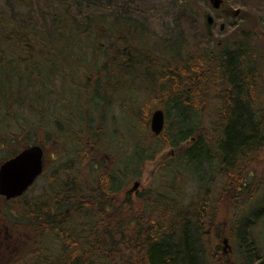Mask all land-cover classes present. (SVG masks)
Returning a JSON list of instances; mask_svg holds the SVG:
<instances>
[{"label":"rangeland","instance_id":"obj_1","mask_svg":"<svg viewBox=\"0 0 264 264\" xmlns=\"http://www.w3.org/2000/svg\"><path fill=\"white\" fill-rule=\"evenodd\" d=\"M16 2L0 0V8L22 11L21 22L31 19L33 27L49 29L43 34V43L33 37L27 41L31 47L42 48L34 52L39 61L50 62L51 55L60 57H56L58 67L53 71L51 67L46 69L50 84L46 90L27 84L33 77H29L23 66H18V71L14 69L7 91L10 106L0 109V160L10 152L11 148L4 144L7 140L20 139L23 144L34 141L44 150L43 172L29 190L20 198L0 201V260L19 264L24 258L22 264H30L36 256H45L38 252L28 260L33 251L29 242L37 239L42 243L44 239L48 245L60 243L55 236L70 229L79 235L77 240L74 234L68 240L73 242L70 249L77 250L74 258L71 257L74 251L70 250V258L63 254L60 264H64V259L67 264L75 259L78 260L76 264H103L102 259L96 261L92 256L91 260L83 257L81 261L79 256L87 249L81 236L86 226L82 216L89 213L88 210L97 212L95 227L100 226L99 239L109 249L106 253L105 248L98 245L92 249L93 254H102L110 264H126L122 260L125 255L128 259L135 256L133 228L136 218L142 219L147 213L158 217L168 210L181 211L182 218L192 216V211L194 215L199 214L203 242L214 264H241L236 220L251 218V237L264 260V215L258 220L250 216L255 207L263 205L257 202L262 193L257 192L256 187L264 181V0H223L218 10L211 8L209 0ZM204 12L214 17L211 36L205 30ZM67 21L74 31L67 27ZM93 23L94 32L89 26ZM220 24H223L222 29ZM49 32H52L51 37ZM50 38L56 41L58 48L48 43ZM176 39L182 49L173 53L168 44ZM237 46L252 52L256 60L259 75L252 98L263 119L261 147L249 161L238 164L242 166L237 174H232L233 182L215 170H203L204 185L208 186L210 195L206 206L199 200L193 202L199 181L189 174L183 181L184 192L176 207L167 209L169 203H162L166 199L162 189L167 176L164 165H172L179 149L191 144L189 138L180 147L166 142L176 123L172 100L175 96H183L185 78L190 81L186 84L187 93L194 85L195 90L199 86L206 91L213 90L209 79H205L212 77L214 70L209 59L218 55L219 48L227 50ZM123 54L133 59L130 56L126 62ZM173 54L178 56L177 60ZM16 55L25 57L20 46H17ZM79 73L83 81L79 80ZM20 77L25 79L19 81ZM191 93L196 95V98L193 96L195 103L201 104L199 116L193 119L198 131L213 132L222 104L221 92L215 91L217 95L211 97H197L198 92ZM24 95L30 101L14 106L12 100ZM155 109H161L165 117L164 129L156 135L149 127ZM136 155L143 158L141 162ZM110 177L116 180L118 188L108 195L106 186ZM135 182L137 186L132 189ZM229 184L232 186L228 187ZM233 186L237 189L241 186L240 192L234 190V196ZM155 196L162 201L155 204ZM175 197L177 199L178 195ZM239 197L242 201L252 197L253 201L238 207ZM69 198L75 201L77 209L69 213L70 217L67 218V214L63 218L60 213L66 208H61L60 203ZM54 214L63 221L57 228L51 227L45 234L37 229L40 217L44 224L46 217ZM11 246L24 250L22 258L11 260L7 257ZM38 247L35 243V250L41 249Z\"/></svg>","mask_w":264,"mask_h":264},{"label":"trees","instance_id":"obj_2","mask_svg":"<svg viewBox=\"0 0 264 264\" xmlns=\"http://www.w3.org/2000/svg\"><path fill=\"white\" fill-rule=\"evenodd\" d=\"M12 3L17 2L16 0H12ZM21 16H24L22 11L0 8L1 111L6 108L7 105L10 106L7 91H9L10 87L9 82L15 74L13 73L14 69L18 71V66H23L26 73L29 74V77H33L32 80L28 79L27 84L29 86H35V88L46 90V87L50 85L49 82H47L49 80V76L47 77L46 69L51 67L50 70L53 71L55 67H58L56 57L59 59V55H51L49 57L50 62L42 60L41 63L39 61V57L36 56L34 52L42 50V48L31 47V45L27 44L30 37H33L40 43H43V34L44 32L47 34L49 29H44V26L39 28L33 27L35 24L31 21V19H29V21L24 20L21 22L20 20L23 18ZM14 17L19 20H14ZM134 22H136V19H134ZM136 24H138V20ZM94 25V23L89 25L92 32L95 31ZM132 25L135 26L134 23H132ZM136 26L138 27V25ZM68 28L71 31H74L72 28ZM77 33L78 32L75 31V35ZM51 34L52 32H49L48 36L51 37ZM109 35L111 37L110 32ZM176 40L172 42L173 44H168L170 52L175 53L180 48L182 49V47H180L179 40ZM48 43H50L53 48H58L54 39H48ZM17 46L21 47L25 57L16 55ZM60 50L63 51L62 49ZM173 55L174 59L177 60L178 56L175 54ZM130 56L131 55L124 56L123 54L126 62H128L127 60L130 59ZM61 57L64 58V55L62 54ZM209 65L212 66L214 70H212V77H206L205 79H209V84L211 83L210 85L214 86L213 90L208 89V91H206L200 86L197 90H195V85L191 90L198 92L197 97H211L217 95L214 93L215 91L221 92V94H219V98L222 99V104L217 113L218 119L216 121L215 128L212 130L213 132L207 133L206 131L200 129L198 131V126L193 119L199 116V108L201 104L195 103L196 101L193 99L195 93H191V90H189L190 93H187L188 85L186 84L190 82L188 81V78H185V82H183L185 86L182 88L183 96H175L172 100L176 123L173 124V134L168 137L166 142L171 143L172 146L180 147V145L185 143L189 138L191 139L189 140L191 141V144L185 149H179L178 153H176L173 158V162L171 163L172 165H164V170L167 171V176L165 180L166 184L165 186L164 184L162 185V189L163 196L166 199L162 203H169L166 204L167 209L176 207V202L180 199V194H183L184 192L183 181H186L185 176L188 178L189 174L195 176L199 181L198 191L196 196L193 198V202L199 200L201 205L204 204L203 206H206L210 195L208 186L204 185L206 176L203 174V170H215L216 173L222 174L225 179L228 177V181L233 182L232 174H237L240 171L239 167L242 166L238 164H241L243 160L249 161V157L255 154L262 144L263 119L259 115L258 107L252 98V93L255 89V80L259 75L257 74V69L255 67L256 60L252 57V52H248L246 48L243 49L240 46L235 47V49L227 50H220L219 48L218 55L215 58L212 56L211 59H209ZM90 68L94 69V67ZM127 74H129V71ZM79 75V80L83 81V75L80 73ZM24 79V77H20L19 81ZM96 84L98 85L99 81ZM18 91H21V89ZM26 96L27 95H24L22 98L17 97L15 100H12L13 103H15L14 106L21 102L26 103L30 101V99L28 100V97ZM194 97L196 98V95ZM136 159L141 162L143 158L136 155ZM231 186L232 184L228 185V187ZM243 187H246V185L244 184ZM117 188L118 184L116 180L110 177L108 186H106V190H108V193L106 194L110 195L112 192L117 190ZM201 188H203V190H201ZM256 188H258L257 192L262 193L260 194L261 199L257 200V202H262L263 205L262 207H255L250 216L258 220L264 215V181H261V184H258ZM170 190L173 191V196L170 195V193H172ZM234 190L236 192H240L241 186H238V189L233 186V196ZM177 195L178 197L176 199L175 196ZM249 195L250 194L248 192L247 196ZM99 196L101 199L102 194L100 190ZM100 199L98 198L97 201ZM105 201L106 200H104V202ZM160 201H162V199L155 196L154 203L157 204L160 203ZM247 201L252 202V197H248L244 201H242L239 197V201L236 203L239 207ZM60 204H62L61 208H66L65 211L60 213V216H63V218L67 214V218L70 217L69 213L77 209V205L72 198H69L68 201L63 200ZM192 205L194 206V203ZM56 206L60 209L59 205ZM88 211L89 213L82 216L86 220V226L84 227L81 238L87 249L85 251H81L79 255L81 261H83V257H86L87 260H91L93 256L94 259L96 258V261L102 259L103 264H110L108 259L98 251L97 252L99 254H93V248L98 245L105 248L107 244L101 242L99 239L100 226H98V228L95 227L96 221L98 220V218H95L97 212H95V210ZM201 211L202 209L199 213ZM194 213L195 212L192 211V216H183L182 218L181 211L171 212L168 210L167 212H161V215L158 217L147 213L148 216H145L142 219L136 218V226L133 228L135 237L133 249L136 251L134 253L135 256L132 259H128L129 256L125 255V258H122L123 256L121 257L122 260L125 261L126 264H130L131 261L132 264H214L211 263L209 257L211 254L208 252V249L205 247L203 242L202 221L199 218V214L194 215ZM40 218L41 223L38 225L39 227L37 229L44 232V234L47 230H50L49 228H57L63 222L57 219L55 214L54 216L51 215L50 217H46L44 224H42L43 217ZM252 222V219L249 217H242L236 220L237 245L240 248V253L242 251L241 264H264L263 257H261L260 251L256 247L253 237H251L250 230ZM94 228L95 230H93ZM73 234L75 235V240H77L79 235L69 229L67 232H60L55 236L60 243L54 242L52 245H48L45 243L44 239H42V243H39V241L37 242V239L33 240V243L29 242V246L33 247V251L30 253L28 260L32 256L37 255L38 252L45 256H36L30 264H60L61 262H59V259H62L61 256H63V254L66 253L68 256L67 258H70V250L74 251L71 255V257L74 258L75 251L77 249H70L73 242H68V240H71L73 237ZM93 234H95V236ZM104 234H107L106 231H104ZM122 235L124 234L122 233ZM110 239H112V237H110ZM35 243L39 245L38 248H41L39 251L35 250ZM108 250V248L104 249L106 253H108ZM24 253V250L22 252L19 248L14 249L12 247L7 252V257H11V260L15 258H22ZM48 256L55 257L47 260L46 257ZM23 259H21L19 264H22ZM77 261L78 260L75 259V261L73 263L71 261V263L76 264ZM63 263L67 264L66 259L63 260ZM0 264L13 263H4V260H0ZM87 264L91 263L87 262Z\"/></svg>","mask_w":264,"mask_h":264},{"label":"water","instance_id":"obj_3","mask_svg":"<svg viewBox=\"0 0 264 264\" xmlns=\"http://www.w3.org/2000/svg\"><path fill=\"white\" fill-rule=\"evenodd\" d=\"M223 0H209L213 9H218ZM238 11L236 10L235 13ZM204 26L209 36L212 35L214 18L210 12L203 14ZM223 24H220V29ZM164 127V114L161 109H156L150 117V130L154 134L162 132ZM43 149L32 145L22 149L17 155L6 160L0 165V195L6 199L20 196L42 172ZM137 186L134 183L133 188ZM131 189V190H132ZM226 244V239H223Z\"/></svg>","mask_w":264,"mask_h":264},{"label":"flooded vegetation","instance_id":"obj_4","mask_svg":"<svg viewBox=\"0 0 264 264\" xmlns=\"http://www.w3.org/2000/svg\"><path fill=\"white\" fill-rule=\"evenodd\" d=\"M214 26V25H213ZM4 144H8V146L11 148L10 149V152L7 154V155H5L4 156V158L2 159V160H0V164L2 163V162H4V161H6V160H8V159H10V158H12V157H14L19 151H21L22 149H24V148H26V147H28V146H31V145H35V143H34V141H33V143H22V141L19 139L18 141H14V140H7V141H5L4 142ZM43 149V148H42ZM44 150H43V157H42V165H43V167H44ZM26 193V192H25ZM25 193H23V194H25ZM22 194V195H23ZM22 195L21 196H19V198L20 197H22ZM1 200H5V198L4 197H2V196H0V201Z\"/></svg>","mask_w":264,"mask_h":264}]
</instances>
